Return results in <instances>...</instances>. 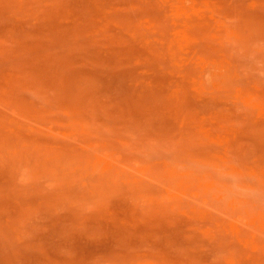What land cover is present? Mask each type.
<instances>
[{
	"label": "rangeland",
	"instance_id": "374dc122",
	"mask_svg": "<svg viewBox=\"0 0 264 264\" xmlns=\"http://www.w3.org/2000/svg\"><path fill=\"white\" fill-rule=\"evenodd\" d=\"M0 264H264V0H0Z\"/></svg>",
	"mask_w": 264,
	"mask_h": 264
}]
</instances>
